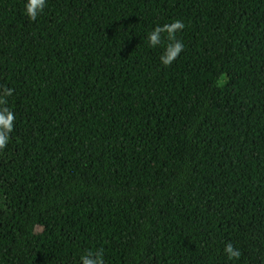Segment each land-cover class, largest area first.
<instances>
[{"label": "trees", "instance_id": "1", "mask_svg": "<svg viewBox=\"0 0 264 264\" xmlns=\"http://www.w3.org/2000/svg\"><path fill=\"white\" fill-rule=\"evenodd\" d=\"M24 5L0 0V264H264V0ZM177 19L164 66L147 35Z\"/></svg>", "mask_w": 264, "mask_h": 264}, {"label": "clouds", "instance_id": "2", "mask_svg": "<svg viewBox=\"0 0 264 264\" xmlns=\"http://www.w3.org/2000/svg\"><path fill=\"white\" fill-rule=\"evenodd\" d=\"M47 6V0H25L24 11L30 20H36ZM185 25L181 20H173L171 23L156 25L147 35L148 43L155 47L162 43L161 33H167V39L171 41L166 45L164 52L161 53L160 60L164 66H169L179 56L184 49L182 40L176 38V33L184 29ZM12 90L7 89L6 93L11 95ZM14 115L8 108H0V150H3L9 142V133L13 128ZM223 251L230 261L238 260L240 250L234 247L232 242L224 245ZM82 264H103L102 252L88 251L80 257Z\"/></svg>", "mask_w": 264, "mask_h": 264}]
</instances>
